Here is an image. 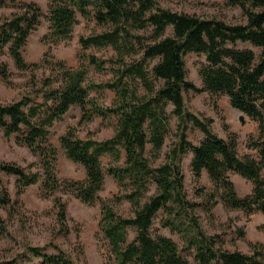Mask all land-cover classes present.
I'll use <instances>...</instances> for the list:
<instances>
[{
  "label": "trees",
  "instance_id": "16d2710c",
  "mask_svg": "<svg viewBox=\"0 0 264 264\" xmlns=\"http://www.w3.org/2000/svg\"><path fill=\"white\" fill-rule=\"evenodd\" d=\"M46 1L47 15L37 4L30 3L0 20V50L8 46L19 70L36 68L40 65L26 63L22 50L41 19L49 24L45 38L57 44L71 38L79 14L103 28L101 33L79 39L81 51L110 48L114 52L112 58L91 56L88 64L112 77L108 82L95 84L88 81V68L82 60L76 69L56 61L53 68L58 73L45 82L43 103L24 97L0 104V129L6 137L18 135L17 142L39 157L42 169V175L27 173L15 163L0 162V175L16 177L18 195L41 182L43 196L53 198L58 233L62 235L69 233L67 205L57 193H69L88 206L99 203V234L106 242L112 264H191L174 240L152 231L160 211L165 215L162 227L180 235L184 250L192 252L196 264H264L261 243L250 242L249 254L229 251L223 248L219 236L203 230L194 213L199 205L186 198L180 167L182 157L191 152L194 177L199 179L206 172L213 185L206 195V212H211L220 200L225 208L241 210L246 215L264 214V0H226L229 6L242 9V24L162 9L156 0ZM6 6L7 2L0 0V8ZM239 45L257 48L259 54L240 49ZM192 53L205 57L198 72L201 87L187 77L184 58ZM10 76L8 66L1 64L0 79L11 85ZM158 81L162 84L157 87ZM52 83H57V87L49 88ZM105 90L114 93L111 105L106 107L99 104V98L90 96L91 91L101 96ZM189 91L226 95L233 108L256 122L258 138L249 137L247 148L257 151V157L239 156L235 134L222 139L213 132L211 119L190 112L184 98ZM72 106L80 108L85 122L94 116L114 118V134L107 140L80 139L73 129L60 137L66 157L85 171V179L78 181L57 176V150L48 140L50 128ZM169 106L177 119L173 134L176 142L165 162L153 167L152 159L159 158L171 133ZM190 129L199 130L204 136L197 145L188 140ZM104 156L110 158L106 168L101 162ZM230 173L252 183L249 195H237ZM106 174L112 176L121 192L112 202L99 195ZM152 184L155 194L143 201ZM123 201L129 203L133 216L124 217L115 210L114 206ZM11 204L7 191L1 190L0 208ZM260 229L264 232V225ZM238 232L244 238V231ZM5 233L7 227L0 218V234ZM49 247L51 254L46 253V248L28 246L21 263L14 260L2 264H24L33 259H40L39 264H78L60 246Z\"/></svg>",
  "mask_w": 264,
  "mask_h": 264
},
{
  "label": "rangeland",
  "instance_id": "374dc122",
  "mask_svg": "<svg viewBox=\"0 0 264 264\" xmlns=\"http://www.w3.org/2000/svg\"><path fill=\"white\" fill-rule=\"evenodd\" d=\"M7 6L0 8V20L9 18L12 14L20 11L23 4H37L44 15L48 13V3L46 0H5ZM157 6L177 13L196 15L205 19H218L228 24H242L245 22L243 11L238 6H229L226 0H156ZM78 24L73 28L72 36L69 40L61 41L57 44L51 43L45 38L49 33V24L43 18L40 26L29 36L26 46L22 50V55L26 63L39 64L36 68L21 71L16 68L13 59L9 55L8 46L0 50V65L6 64L11 73L6 84L0 79V104L16 102L24 97L32 100L33 103L44 102L45 82L50 77L56 76L57 71L53 68V63L62 61L67 68L76 69L82 60L88 68V81L95 84H102L110 81L112 75L109 72L98 71L88 64V58L94 56L101 60H108L114 56L110 48H90L81 51L79 39L90 37L93 34L101 33L103 28L98 27L93 20H85L81 15H77ZM171 34L168 28L167 35ZM240 49H251L259 54V49L250 45H239ZM187 69L188 80L197 87H201L199 69L205 63L203 55L188 54L184 58ZM52 63V64H50ZM162 82L155 83L157 87ZM57 83L50 84L49 88L57 87ZM142 93V90H140ZM91 97H97L99 104L110 106L114 93L105 90L101 96L94 91L90 92ZM186 108L201 118L212 120L211 128L213 132L222 139H227L229 133L237 137V151L239 156L249 155L257 157V151L247 148L249 137L255 140L258 138V125L249 117L238 113L233 108L230 99L226 95H210L208 93H195L189 91L184 94ZM172 106L167 108L170 114L171 133L165 139L159 158L152 159V166L157 167L165 162L170 147L176 142L173 136L177 124V119L171 114ZM244 116L242 124L239 116ZM69 129H73L80 139L91 138L103 141L111 138L114 134V118L102 119L94 116L89 122L82 120L80 108L72 106L60 121L54 123L50 128L49 143L57 150L56 170L57 176L67 180H84L85 171L80 164L69 160L60 144V137ZM18 135L6 137L0 129V162L15 163L24 168L27 173H39L42 175L39 157L31 152L27 147L17 142ZM188 140L197 145L204 137L196 129L187 132ZM149 151L150 146H147ZM149 157L150 154L148 153ZM191 152L184 155L180 162L183 175V186L186 198L199 206L194 213L199 218L203 230L208 235H217L222 241L224 249L229 251H241L249 254L250 242H258L264 246V232L260 229L264 225V214L254 213L246 215L241 210L225 208L220 200L211 212L204 210L206 195L213 190V185L206 172L202 173L199 179L194 177L191 169ZM102 166L106 168L110 162L108 156L101 158ZM2 189L6 190L12 204L0 208V218L5 222L7 233L0 234V264L17 261L21 263L23 256L27 255V247L46 248V253H53L50 244H56L66 250L78 264H112L108 260L106 242L99 234L98 223L100 220V204L95 203L88 206L80 202L71 194L57 193L67 205V225L69 233L62 235L58 233L56 210L53 207V198H45L42 194L41 182L31 185L21 194H17L16 177L1 174ZM230 180L235 186L239 197H245L251 193L252 183L234 173L229 174ZM155 185L149 187L143 201L155 194ZM121 192L112 176L105 175V185L100 192L102 200L112 202L114 196ZM115 210L124 217L133 216L128 202L123 201L115 205ZM165 215L160 211L153 221L152 231L162 234L174 240L184 256L191 264H196L193 260L192 252L184 250L183 240L176 232L161 225ZM239 229L245 233L244 238L239 236ZM133 238V232H130ZM40 259H33L30 262L23 261L24 264H39Z\"/></svg>",
  "mask_w": 264,
  "mask_h": 264
},
{
  "label": "water",
  "instance_id": "95a60500",
  "mask_svg": "<svg viewBox=\"0 0 264 264\" xmlns=\"http://www.w3.org/2000/svg\"><path fill=\"white\" fill-rule=\"evenodd\" d=\"M237 112L240 113V111H238V110H237ZM239 119H240L241 123L243 124L244 123V116L242 114L239 116Z\"/></svg>",
  "mask_w": 264,
  "mask_h": 264
}]
</instances>
